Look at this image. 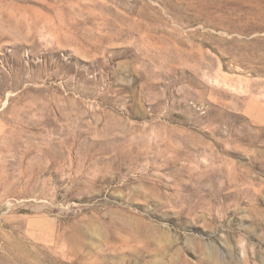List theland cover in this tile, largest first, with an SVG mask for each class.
<instances>
[{
	"label": "rangeland",
	"instance_id": "obj_1",
	"mask_svg": "<svg viewBox=\"0 0 264 264\" xmlns=\"http://www.w3.org/2000/svg\"><path fill=\"white\" fill-rule=\"evenodd\" d=\"M0 264H264V0H0Z\"/></svg>",
	"mask_w": 264,
	"mask_h": 264
},
{
	"label": "bare ground",
	"instance_id": "obj_2",
	"mask_svg": "<svg viewBox=\"0 0 264 264\" xmlns=\"http://www.w3.org/2000/svg\"><path fill=\"white\" fill-rule=\"evenodd\" d=\"M125 151V150H124ZM132 156V155H131ZM128 157V156H127Z\"/></svg>",
	"mask_w": 264,
	"mask_h": 264
}]
</instances>
